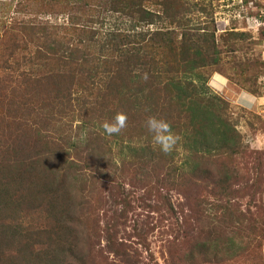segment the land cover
I'll return each mask as SVG.
<instances>
[{
	"label": "rangeland",
	"instance_id": "obj_1",
	"mask_svg": "<svg viewBox=\"0 0 264 264\" xmlns=\"http://www.w3.org/2000/svg\"><path fill=\"white\" fill-rule=\"evenodd\" d=\"M136 56L161 73L155 99L102 102L62 76L97 67L100 85L104 61ZM166 70L204 83L225 139L189 120ZM149 116L178 137L169 153ZM0 264H264V0H0Z\"/></svg>",
	"mask_w": 264,
	"mask_h": 264
},
{
	"label": "trees",
	"instance_id": "obj_2",
	"mask_svg": "<svg viewBox=\"0 0 264 264\" xmlns=\"http://www.w3.org/2000/svg\"><path fill=\"white\" fill-rule=\"evenodd\" d=\"M127 7L128 8L131 7L132 10L129 11L130 13L131 12L139 13L140 11L137 9L136 4L127 5ZM111 49L118 50L115 43L113 44ZM59 60L61 59L59 58ZM104 62L106 63L105 71L108 72L109 77H108V81H106L105 83L103 82V84L98 85L97 83L99 81L93 83L92 81H94L95 78L91 79L90 77H88L89 73L96 72V75L98 74L97 67H96V71H94V69L92 68L91 70L82 73V70L80 69L77 70L76 72L74 71L73 73L74 75L68 73L62 76L63 77L69 76L72 79L73 76H75V73L78 75L83 74L82 75L83 82H85V86L87 85L86 88L84 89H88L89 88L88 86H91L94 89H98V92L102 90L103 92L105 91V93H103V96H100L102 97V102L109 95V93L106 90L110 92H114V91L123 92V90L126 88L129 93L131 87H134V89L137 92H144L146 88L148 91L146 93V96L148 97L146 98L150 100L155 99L153 98V91L159 88L157 86L158 84L155 85V83L158 82V79L161 77V73L159 74L158 72H151L152 69L151 64L154 62V60L153 62L150 61L149 63H141L139 62V57L136 56V58L126 57L125 59H123L118 63V66L115 63L111 64L107 61ZM142 64L143 65L145 64V68H144V70L146 71V76H145L146 78H144L145 80H143L144 77L142 75L143 72L142 71L138 72V70L136 69L138 68L139 65ZM199 67H201V65H199L197 68ZM119 71H124L123 76L119 77ZM163 73L167 81L166 85L172 84L177 87V95H176V98L178 100L177 105H179V107L182 108L183 112L186 113L189 120L193 124H196L198 128L201 129L203 132L207 133L206 136L210 135L214 137V139L216 140L225 139L226 134L230 133V128H231L230 123L220 114L223 108L222 106L220 105L218 106L216 104L215 98H213L212 96H208V98H206L207 91L204 88V83H202L200 89L198 90V85H193L190 81L189 83H186V85L182 84L180 79L175 82V79L169 76L170 73L169 70L168 71L166 70ZM192 74H194V76L196 78H199L202 82L204 81V78H202L203 76L200 72H195ZM94 77L96 76L94 75ZM48 79L51 80L48 82L55 85L56 87L55 89H60L59 84H57V81H54L50 78ZM120 79L122 81L121 84L117 83V81H120ZM69 88L70 87H67V90ZM62 96H66V95H62ZM101 105H103L104 109H106V105H108V103L106 104L103 103ZM203 132L200 133L202 137L205 136V133Z\"/></svg>",
	"mask_w": 264,
	"mask_h": 264
},
{
	"label": "clouds",
	"instance_id": "obj_3",
	"mask_svg": "<svg viewBox=\"0 0 264 264\" xmlns=\"http://www.w3.org/2000/svg\"><path fill=\"white\" fill-rule=\"evenodd\" d=\"M127 116L123 112H116L111 120H105L100 124L104 134L111 136L119 134L126 126ZM145 127L150 134L151 142L159 151L167 154L173 150L178 137L171 131L169 123L155 116H149L145 121Z\"/></svg>",
	"mask_w": 264,
	"mask_h": 264
}]
</instances>
